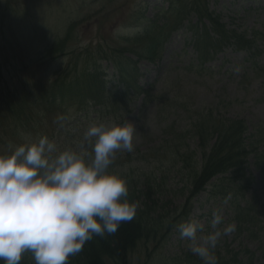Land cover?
<instances>
[{
	"label": "rangeland",
	"instance_id": "rangeland-1",
	"mask_svg": "<svg viewBox=\"0 0 264 264\" xmlns=\"http://www.w3.org/2000/svg\"><path fill=\"white\" fill-rule=\"evenodd\" d=\"M193 6L198 9L208 6L213 13L216 28L219 29V23L224 32L240 33L254 27L264 34V23H261L264 20V0H0V155H10L20 144L51 135L60 118L65 117V114L75 116L78 113V103L89 101L94 94L92 88L102 91L101 81L117 88V81L110 83L116 64L130 70L132 62L139 57L138 54L151 50L152 45L148 39L153 38L155 43L174 24L175 27L182 23L183 26H192L201 22L208 26V19L202 21L199 15L189 12ZM161 11L164 13L163 18L158 16ZM153 20L159 21L158 26L164 29L160 33L155 30L152 37L145 40H136L145 28L151 26ZM182 33L179 31L171 34L168 47H163L158 58L151 56V63L144 60L136 65L140 75L139 85H154L153 93L161 92L162 98L158 103L150 104L141 114L140 99L133 100L130 113L119 114L113 118L114 121L107 116L103 118L105 123L110 120L118 125L129 121L137 130L133 140L134 150L131 153L118 151L122 156L117 163L135 167L136 161L144 159V155L148 154L144 143L151 140L150 145H157L162 128L172 121H175V125L185 127L188 124L186 116L174 113L175 108L179 107L190 110L213 108L221 117L239 116L246 122L249 121V124H261L259 136L264 138V99H260V93L264 90V45L258 62L254 60L248 65L244 62L242 52L226 50L211 62V77L202 73L201 78H195L194 74L189 75L183 70L194 63V56L191 55L190 47L185 52L181 51L184 40ZM189 37L188 34L187 38ZM50 47L52 50L45 52ZM179 51L181 55L175 58L174 55ZM31 61L34 63L31 64ZM251 65L258 72L254 80L243 76L245 73L250 77L248 68ZM168 70L170 72L166 74ZM173 79L180 83L179 86H171ZM52 82L60 83V93L78 92L71 95V102L63 104V110L58 113L53 108L46 112L41 103L39 107H34L39 98L52 88ZM117 89L118 92L121 91V88ZM102 95L103 99L112 98L107 93ZM165 100L168 105H161ZM228 102L231 104L226 108L225 104ZM156 113L159 118L153 117L152 121L151 116ZM89 118L93 119L94 115L90 114ZM144 118L148 123L144 122ZM140 129L146 132L143 135L145 140L141 139ZM85 130L82 128L79 133H84ZM82 140L83 134H79L76 141ZM185 144L189 146L188 151H193L197 142L187 136ZM72 146L76 147L71 149L78 150V144L74 143ZM89 149L90 146L88 151ZM164 150L166 153L160 154L161 164L165 166L159 181L161 193L151 198L160 207L154 216L161 214L166 219L176 214L177 208L185 201L186 185L179 177H184L186 171L177 172L180 166L172 168L169 164L172 150L169 147H164ZM248 162L254 181L251 191L260 202H264L260 173L253 159ZM136 167L158 170L156 164L149 167L138 164ZM217 179L219 178L210 181L209 186L215 185L213 193L218 192V186L224 188L228 184L220 183ZM133 188L142 189L143 184L140 182ZM216 201L219 199L216 198ZM227 205H218L211 200L206 202V195L202 194L194 206L193 214L207 215L216 208H222L225 222L230 216ZM207 220L208 217L201 221L204 223ZM225 226L222 225V228ZM176 244V239L172 237L161 253L146 254L147 262L168 264L165 262L167 258V261H171L175 254L190 252L186 245L175 246ZM260 244L261 241L258 240L244 243L251 251L260 247ZM230 248L238 251V243H232ZM260 256L261 253H256V259ZM136 260L133 258L131 264H137Z\"/></svg>",
	"mask_w": 264,
	"mask_h": 264
},
{
	"label": "clouds",
	"instance_id": "clouds-1",
	"mask_svg": "<svg viewBox=\"0 0 264 264\" xmlns=\"http://www.w3.org/2000/svg\"><path fill=\"white\" fill-rule=\"evenodd\" d=\"M133 123L93 122L78 150L59 151L47 136L0 155V260L21 264H68L95 236L115 234L140 207L128 199L127 181L109 171L116 153L134 150ZM91 147V152L88 151ZM227 201H225L226 203ZM222 208L212 212L210 231L190 218L175 227L203 264H218L216 249L235 223L221 228Z\"/></svg>",
	"mask_w": 264,
	"mask_h": 264
},
{
	"label": "trees",
	"instance_id": "trees-1",
	"mask_svg": "<svg viewBox=\"0 0 264 264\" xmlns=\"http://www.w3.org/2000/svg\"><path fill=\"white\" fill-rule=\"evenodd\" d=\"M211 23L213 28L215 26L213 19H211ZM218 27L223 28L219 23ZM219 29H215L216 31L213 33L215 37L209 35L205 30H201V32L193 30L194 42L202 62L210 58V52L216 53L228 46L235 50H244L248 56L253 54V44L250 40L245 39L244 34L230 39L222 29ZM155 30L160 33L162 29L154 20L150 27L145 28L138 35L139 37L136 40H145L152 37ZM163 37L164 35L159 36L155 43L152 41L153 38L148 39L152 45L151 50L148 52L145 50L138 56L150 61L152 60L151 56H158ZM118 72L120 75L118 76L124 79L125 71L119 69ZM86 75H89V73H86ZM123 85L125 86L124 94L133 100L138 94V89L134 85L127 84L126 81ZM94 89L92 88V90ZM76 93L78 92L60 93V83H54L52 88L44 95L48 102H45L43 106L46 109L52 106L59 107L61 102L70 101L71 95ZM92 99L94 100L93 97ZM114 103L117 104L118 100ZM122 104L125 105L126 101H123ZM128 106L129 102H127V108ZM175 112L184 113L187 120H193L189 121L190 127H186L188 129L183 128V130L186 129L183 132L175 128L174 124H171L170 128L164 127L160 131V142L157 146L147 148L146 159L151 162L148 165L157 164L158 170L154 169L148 173L145 171V174L137 173V170L123 172L120 171L122 164L115 165L117 158L114 159V164L109 167L110 172L118 174L127 181L129 201L139 202L140 207L135 218L130 222L122 223L115 234L105 235L104 237L95 236L84 245L79 254L69 258L68 264H131L133 258L137 259V264H149L146 260V254L149 252H152L153 255L161 253L176 224L184 221L190 213L192 200L205 191V187L212 178L228 176L217 179L220 183L226 182L228 184L224 188L218 186L217 193H213L215 185L210 186L209 191L204 192L207 195L206 202L211 200L215 203L216 198L220 201L226 200V198H229L227 196L232 197L229 198L230 202H235L238 196L243 197L245 195L246 192L243 190L248 188V182L242 183L230 177L241 176L245 180L247 159L251 155L255 158L257 164L259 163L258 147L264 144V139L258 140L261 138L259 136L261 130L254 128L253 134L247 135L248 129L242 119L217 116L213 113V109H210L208 113H196L193 110H186V108H177ZM144 134L143 131L141 135ZM64 135V140L65 142L68 140V143L71 137L68 132H64ZM187 136L197 142V146L193 151H188L189 146L185 144ZM164 147H169L172 150V152L170 151L172 156L169 161L171 167L180 166L177 171L179 173L186 171L184 177H179L181 182L186 185L184 187L186 192L185 201L177 208L176 214L166 219L161 214L154 216L160 207L151 198L161 193V183L159 181L162 176V169L165 166L161 164L160 154L164 155L166 153ZM150 178L154 180H150ZM140 182L143 184L142 189H131ZM236 183H241L244 187H238ZM258 209L257 203L253 206L247 203L245 208L237 206L234 209L230 222L235 223L236 230L231 236L230 243H227L228 238L226 237H222L220 240L215 250L218 264H254L255 260L262 261L259 264H264V256L256 259L255 253L244 245L246 241L256 240V235L259 232H264V213ZM234 242L238 243V251L230 248L231 243ZM262 255H264V249H262ZM167 260L165 262L168 264H203V261L191 252L178 253L172 257L171 261ZM0 264H3L2 260H0ZM21 264H35L32 254H23Z\"/></svg>",
	"mask_w": 264,
	"mask_h": 264
}]
</instances>
